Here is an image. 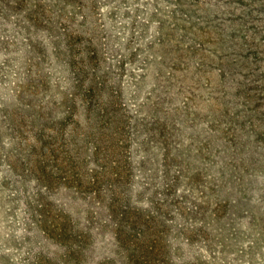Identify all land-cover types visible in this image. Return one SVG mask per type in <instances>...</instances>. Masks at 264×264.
Returning a JSON list of instances; mask_svg holds the SVG:
<instances>
[{"label": "rangeland", "instance_id": "rangeland-1", "mask_svg": "<svg viewBox=\"0 0 264 264\" xmlns=\"http://www.w3.org/2000/svg\"><path fill=\"white\" fill-rule=\"evenodd\" d=\"M0 264H264V0H0Z\"/></svg>", "mask_w": 264, "mask_h": 264}]
</instances>
